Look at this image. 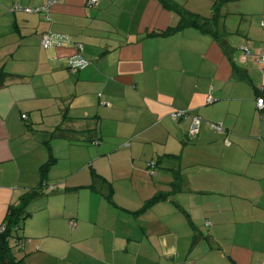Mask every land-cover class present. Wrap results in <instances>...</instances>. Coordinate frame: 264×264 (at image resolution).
Instances as JSON below:
<instances>
[{"label":"crops","instance_id":"1","mask_svg":"<svg viewBox=\"0 0 264 264\" xmlns=\"http://www.w3.org/2000/svg\"><path fill=\"white\" fill-rule=\"evenodd\" d=\"M47 1L0 0V226L42 190L16 259L264 264V61L254 59L264 0L224 4L219 38L195 26L166 33L179 16L160 0H55L51 20L11 10ZM200 1L213 13L215 0ZM48 31L60 40L45 48ZM77 42L92 63L72 71ZM178 110L188 115L172 118Z\"/></svg>","mask_w":264,"mask_h":264},{"label":"trees","instance_id":"2","mask_svg":"<svg viewBox=\"0 0 264 264\" xmlns=\"http://www.w3.org/2000/svg\"><path fill=\"white\" fill-rule=\"evenodd\" d=\"M163 5L176 12L179 16V22L175 27L168 29L167 32L176 31L186 26H195L205 33H210L216 38H219L221 34V17L220 12L222 6L232 0H215L213 4V13L210 17H203L196 13L191 12L184 6L176 3L173 0H160ZM80 70V69H79ZM214 130V129H213ZM198 135V134H197ZM56 159L51 157L46 163H44L40 172L42 175V181L46 179L50 168L55 163ZM154 165H156L155 161ZM150 162V165H151ZM152 166V165H151ZM152 166V167H153ZM41 186V185H40ZM42 194L41 187L32 188L26 191L19 199L18 204H12L9 209L7 216L3 222L5 225V230L0 232V264L4 261H8V264H24L22 260H17L13 250L17 247L18 249H23L26 241V237L20 236L18 234L21 223L28 216L27 207L28 205ZM164 197L163 193L156 194L143 208L142 211L146 210L148 206L152 203L161 200Z\"/></svg>","mask_w":264,"mask_h":264},{"label":"built area","instance_id":"3","mask_svg":"<svg viewBox=\"0 0 264 264\" xmlns=\"http://www.w3.org/2000/svg\"><path fill=\"white\" fill-rule=\"evenodd\" d=\"M99 1L100 0H87V3L89 6L94 7L99 3ZM54 3H55V0H48L42 6H37V7L25 6L21 3H15L14 5H12L11 10L12 11H23L26 13H39L40 12V13H44L46 15L47 20H51L50 11H51L52 5ZM59 40H60V37H58V35H56L52 31H48L42 35L41 44L43 47L47 48V47L53 45L54 43L58 42ZM75 46L77 47V51L75 54H73L70 57V64H69V67L72 71H78L79 69L86 68L92 63L89 59H87L83 56L84 45L81 42H77V43H75ZM242 48L245 52V54L243 56L245 58L246 55L250 54V51L246 46H242ZM254 59L256 61H264V52H262L260 56H255ZM212 100H213L212 96L208 95L207 101L211 102ZM103 103L108 105L107 101H105ZM256 105L260 111H264V97L263 96H259L257 98ZM187 115H188V111H186V110H178V111L171 113V116L174 119L184 117ZM23 117L25 118L26 115L24 114ZM201 123H202V117L201 116L194 115L192 117V123H191V127L189 130L190 136H192V137L197 136V134L200 131ZM210 126L212 129H214L216 131H219V130L221 131L223 129L221 122L210 123ZM226 143H229V141L226 140ZM151 165L153 166L154 162H151ZM71 224L74 225L75 221H71ZM4 230H5V225L3 224L0 226V232H2Z\"/></svg>","mask_w":264,"mask_h":264},{"label":"rangeland","instance_id":"4","mask_svg":"<svg viewBox=\"0 0 264 264\" xmlns=\"http://www.w3.org/2000/svg\"><path fill=\"white\" fill-rule=\"evenodd\" d=\"M177 3L185 5L189 10H195V11L200 10L197 12L202 14V15H206V16L212 15L211 14L212 12L209 11V4L204 3V1H203V3L202 2L199 3L198 0H177ZM230 19L239 23L238 16H235L234 14L231 15ZM229 23H230V25L232 24V22L230 20H229ZM222 38H224V36H222ZM14 250L16 253L19 252L18 251L19 249L17 247Z\"/></svg>","mask_w":264,"mask_h":264},{"label":"water","instance_id":"5","mask_svg":"<svg viewBox=\"0 0 264 264\" xmlns=\"http://www.w3.org/2000/svg\"><path fill=\"white\" fill-rule=\"evenodd\" d=\"M2 264H8V261H4Z\"/></svg>","mask_w":264,"mask_h":264}]
</instances>
